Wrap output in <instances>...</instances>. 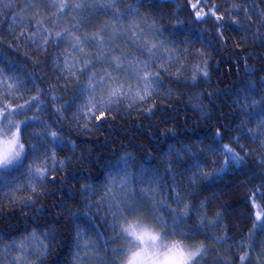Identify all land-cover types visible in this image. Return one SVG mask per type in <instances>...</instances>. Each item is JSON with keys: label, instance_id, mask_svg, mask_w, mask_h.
Returning a JSON list of instances; mask_svg holds the SVG:
<instances>
[{"label": "trees", "instance_id": "obj_1", "mask_svg": "<svg viewBox=\"0 0 264 264\" xmlns=\"http://www.w3.org/2000/svg\"><path fill=\"white\" fill-rule=\"evenodd\" d=\"M61 2L82 6L61 13L54 7ZM195 2L126 0L111 9L105 7L109 0H0V68L9 77L6 84L13 85L10 89L0 86V108L24 105L39 95L43 103L27 113L35 120L22 130V138L26 148L27 141L36 145L32 134L43 132L39 122H45L63 138L48 147L64 162L63 170L53 173L55 179L49 178L35 191L29 186L35 154L0 171V264H101L102 257L112 260L110 252L93 248V241L99 244L93 225L107 239L112 235L111 218L105 209L86 207L105 195L109 175L117 179L127 176L133 194H138V188L154 190L149 196L159 210L148 217L149 222L161 216L171 225L176 213L184 211L175 203L179 193L189 205L191 217L180 220V227L195 228L198 218L208 223L203 234L188 242L207 249L201 264H241L237 257L244 253L250 258L244 264H264V216L256 217L249 206L251 200L255 211L264 212V199L254 195L264 193V144L240 130L242 126L258 128V113L264 108L259 104L264 97V0H207L223 19L206 16L204 21L194 17L190 5ZM129 8L135 12L129 13ZM113 10L127 16L122 24L113 17ZM209 11L203 7L204 13ZM132 24L136 25V44L162 43L174 57L167 62L168 71H160L158 90L144 101L121 98L101 121L87 122L82 116L74 119L87 94H80L84 76L77 72L81 81L77 83L63 69L65 62L74 64L83 55L71 43L76 36L84 40L103 29L107 33L104 40L116 49L117 56L123 53L147 60L129 39ZM44 29L49 34L69 29L73 35L60 42ZM225 30L239 38V46L228 41ZM99 51L95 43L85 45L90 59ZM204 64L208 77L197 74L193 85L194 66ZM13 74L16 80L11 79ZM129 80L133 86L137 83ZM17 81L23 82L18 88ZM105 95L106 90L97 98ZM53 96L60 102L52 103ZM61 104L69 106L62 116L56 112ZM217 130L224 136L222 143L239 153L244 163L232 166L220 178L213 175L192 183L190 178L196 173L189 169L196 163L203 161L200 170L204 173L215 174L222 167L219 154L210 152L216 147ZM235 137H242L243 151L233 143ZM182 145L193 155L181 150ZM173 147L180 150L179 157ZM43 153L41 148L40 155ZM85 184L97 192L91 201L83 194ZM161 200L174 210L172 217L159 208ZM74 211L85 213L78 218L85 232L79 247L77 221L70 216ZM212 236L223 239L217 242ZM13 243L16 247H9ZM124 245V240H117L107 247Z\"/></svg>", "mask_w": 264, "mask_h": 264}, {"label": "snow or ice", "instance_id": "obj_2", "mask_svg": "<svg viewBox=\"0 0 264 264\" xmlns=\"http://www.w3.org/2000/svg\"><path fill=\"white\" fill-rule=\"evenodd\" d=\"M126 0H109L106 8L115 9V6L120 3H124ZM209 7L210 11L203 12V7ZM82 5L69 6L67 3L61 2L54 7H58L63 13L65 8L71 11L73 8H79ZM99 6V5H96ZM191 8L194 9V17L197 21H204V17H213L216 20H222V16H217V9L214 6H209L207 0H196L195 3H191ZM129 13L135 12V9L129 8ZM112 15L121 24L127 18L126 15L121 14L118 11L113 10ZM206 22V21H205ZM135 28L136 25H131L133 31L132 40L133 44L139 47L142 54L148 56L147 60L140 59L139 57L129 58L127 55L121 53L120 56L116 55V49L112 47L110 43L104 40L106 32L102 29L95 36H86L84 40H81L79 36L75 37L71 47L75 52L83 53L79 60H76L74 64L64 63L63 69L70 76H72L77 83H81L80 77L76 73H80L84 76V86L80 90V94L83 97L87 94L85 102L78 106L77 115L84 117L87 122L101 121L106 118V112L111 111L112 106L116 105L121 98H130L135 101L147 100L154 91L158 90L161 83L160 71H168L167 62L174 59L172 53H168L163 44L157 45L155 43L145 42L144 44H136L135 40ZM46 35H51L53 38L58 39L60 42L67 40L73 35L72 30L65 29L63 33L55 32L49 34L47 29L43 30ZM115 31H120L116 29ZM103 32V35L101 34ZM88 43H95V46L100 49L95 58L90 59L85 52V45ZM166 53V54H165ZM61 55H64L61 53ZM201 55H203L201 53ZM67 61V57H65ZM163 61V62H159ZM98 68L108 69L111 71H99ZM207 65L204 64L194 66V73L192 76L193 85L196 84V75L199 74L204 78L208 77L206 70ZM0 77H3V81L0 82V86H6L9 89L13 85H7L6 82L9 79L4 74V69L0 68ZM123 77V79H121ZM129 78L134 79L137 83L135 86L130 82ZM11 79L16 80L15 75ZM22 81L16 82L18 88ZM105 96L97 98V94L105 91ZM39 92V89H37ZM52 103H59L58 97H50ZM39 95L33 96L24 105H18L16 108H12L10 104H4L0 108V169H8L10 166L23 163L24 158L31 154L37 156V160L33 161L35 167H30L29 172L31 176V182L29 186L33 191L38 186L43 185L49 178L55 179L53 173L63 170L64 162L57 160L55 152L51 147H48L49 143L59 144L63 138L57 134L56 131L51 130V126L43 121L39 122V125L44 128L43 132L33 133V138L38 141L36 145H33L31 141H27V148L25 139L22 138L21 132L26 131L30 126L29 120L17 122L12 117L27 116V113L37 105L42 104ZM259 104L264 105V97H261ZM47 107V105H44ZM69 110V106L61 104V107L56 109L58 115H63L64 111ZM40 111V109H37ZM150 112L151 109H148ZM202 111V109H201ZM261 121L260 126L256 129H248L246 126L241 127L242 132L251 133L256 139H260L264 144V108L258 113ZM79 122V121H77ZM88 123L84 124L87 128ZM242 137L233 138V143H236L241 151L244 150V146L239 144V140ZM224 136L221 131L217 130L214 133L215 148H211L212 155L219 154L222 167H220L215 174L204 173L201 169V163H196L190 172H195L196 175L190 178L192 183H195L198 179H210L213 177L220 178L224 174L232 170V166L239 167L244 163V158L239 155L229 144H224L222 141ZM41 148L44 149L43 156L40 155ZM177 157L180 156V150L171 149ZM181 150L189 152V155H193L191 151L185 146H181ZM202 153V150H200ZM127 162V161H126ZM132 181L125 176L123 179H117L109 175L108 182L105 185L106 192L100 201L96 203H87L86 207L89 209L95 207L97 209H105L108 217L111 218V225L109 230L112 235L107 239H104L103 235L99 232V229L95 228V235L99 240V244L93 241V248L98 250L103 248L105 252H110L113 257L112 260H106V258H100L101 264H200L206 255L207 249L203 244L192 245L189 241H195L197 234H203L208 227V223L205 220L198 218V226L195 228L182 229L179 225L180 220L191 219L188 215L189 205L185 204L180 198L179 193H176L175 203L182 205L184 211L176 213V219L169 224V221L165 220L161 216H155L150 222L148 217L159 209L156 206L155 200L149 196V191L137 189L138 194H133L131 188ZM264 187V185H261ZM83 194L87 200L91 201L97 192L91 188L90 185L85 184L83 186ZM91 192L92 196L88 193ZM256 197L264 199V193L257 191L254 194ZM145 205H148L147 209ZM249 206L253 207V211L256 217L264 216V212L255 211V206L252 201H249ZM159 208H163L168 212L169 217H172L174 210L169 208L165 200H161ZM85 213L80 211L70 212V216L77 221L76 223V243L77 247L80 246L81 239L85 235L84 229L80 227L78 218ZM96 218L99 219V211L96 213ZM89 221L92 220L91 216H87ZM107 223V220L105 221ZM36 234L33 233L35 238ZM211 239L220 242L223 238H217L215 236ZM117 240H124L125 245L119 248L109 249L107 245L109 243H116ZM226 242V241H225ZM9 247H16L15 243L9 245ZM255 249L253 248V251ZM42 255V253H41ZM123 257V259H119ZM244 264V261L250 260L247 253L237 257Z\"/></svg>", "mask_w": 264, "mask_h": 264}, {"label": "rangeland", "instance_id": "obj_3", "mask_svg": "<svg viewBox=\"0 0 264 264\" xmlns=\"http://www.w3.org/2000/svg\"><path fill=\"white\" fill-rule=\"evenodd\" d=\"M225 36L226 38L228 39V41L233 45V46H239L240 45V41H239V38L232 34V33H229L228 30H225ZM16 108V107H15ZM12 119H15L17 120V122H21V121H24V120H29L30 123L33 122L35 120V118H32L31 116H19L18 118L17 117H12ZM14 166H10L8 169L12 168ZM8 169H0V171H3V170H8ZM194 264V262H193ZM201 264V262H200Z\"/></svg>", "mask_w": 264, "mask_h": 264}]
</instances>
